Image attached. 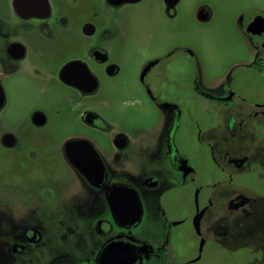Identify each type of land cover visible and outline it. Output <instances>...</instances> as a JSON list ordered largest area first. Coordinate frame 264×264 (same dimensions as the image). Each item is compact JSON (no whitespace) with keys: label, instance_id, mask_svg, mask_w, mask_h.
I'll return each mask as SVG.
<instances>
[{"label":"flooded vegetation","instance_id":"1","mask_svg":"<svg viewBox=\"0 0 264 264\" xmlns=\"http://www.w3.org/2000/svg\"><path fill=\"white\" fill-rule=\"evenodd\" d=\"M184 4L0 0V264H205L264 214V15L241 22L261 53L212 94L178 30L214 9ZM63 123L86 135L59 142ZM134 134L158 144L117 176L93 138L120 163ZM58 160L89 195L53 177Z\"/></svg>","mask_w":264,"mask_h":264},{"label":"rangeland","instance_id":"2","mask_svg":"<svg viewBox=\"0 0 264 264\" xmlns=\"http://www.w3.org/2000/svg\"><path fill=\"white\" fill-rule=\"evenodd\" d=\"M203 2H208L213 7L214 18L206 24L182 19L178 30L179 39L181 45L190 44L191 48L201 54L205 63L210 65L205 84L212 94H219L224 86L236 80L241 70L248 68L253 59L261 53L258 40L247 35L241 28V22L244 16L250 13L264 15V0H185L183 11L187 12L192 3L197 8L199 3ZM158 36H162L161 31ZM139 58L141 59V56ZM124 125L126 124L121 122L123 128ZM61 128L65 131V136L61 140L57 137L59 142L69 140L72 138L69 135L73 133L86 135V130L77 123L73 125L63 123ZM75 137H78V134ZM130 138L133 147L124 152V160L120 163L114 159L115 150L110 137L100 135L93 138L95 146L107 160L110 170L117 176H126L131 168L137 166L133 160L136 152L141 149V145L158 144L159 141L158 137L149 135L134 134ZM60 162L58 160L57 169H53L56 172L53 177L57 181L61 179L71 184L74 192L89 195L91 192L82 181L69 171L67 165ZM60 176L63 177L60 178ZM4 191L9 192V188L4 187ZM33 203L37 206L39 199L29 194L26 198L18 200V208L15 205L18 210L15 215V224L21 225L25 219H28L26 210L35 207ZM29 221L37 224L36 220H32L31 217ZM237 231L239 233L235 241L228 244L225 253H222L219 259H214L212 252H209L205 264H264V214L261 213L254 220L237 222Z\"/></svg>","mask_w":264,"mask_h":264},{"label":"water","instance_id":"3","mask_svg":"<svg viewBox=\"0 0 264 264\" xmlns=\"http://www.w3.org/2000/svg\"><path fill=\"white\" fill-rule=\"evenodd\" d=\"M76 145L75 143L73 144V146Z\"/></svg>","mask_w":264,"mask_h":264}]
</instances>
